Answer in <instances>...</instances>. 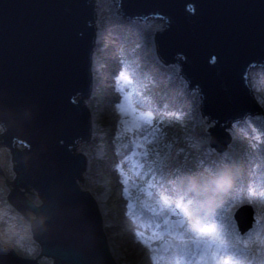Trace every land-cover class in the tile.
Listing matches in <instances>:
<instances>
[{
    "label": "water",
    "instance_id": "1",
    "mask_svg": "<svg viewBox=\"0 0 264 264\" xmlns=\"http://www.w3.org/2000/svg\"><path fill=\"white\" fill-rule=\"evenodd\" d=\"M94 1L0 0V149L11 152L16 173L7 199L26 218L29 212L35 215L33 237L40 256L52 264H117L98 205L79 185L86 157L75 151L91 132L83 99L91 88ZM116 4L128 21L166 20L156 32L157 53L166 64L179 63L189 89H198L202 112L215 123L208 129L210 145L224 151L231 139L228 126L263 111L251 93L248 72L264 67V0ZM31 190L40 204L29 197ZM145 206L153 214L162 209ZM235 218L244 232L252 225V210L242 206ZM170 219L184 224L178 206ZM170 243L167 238L161 249L168 250ZM0 264L39 262L0 243Z\"/></svg>",
    "mask_w": 264,
    "mask_h": 264
},
{
    "label": "rangeland",
    "instance_id": "2",
    "mask_svg": "<svg viewBox=\"0 0 264 264\" xmlns=\"http://www.w3.org/2000/svg\"><path fill=\"white\" fill-rule=\"evenodd\" d=\"M96 4L102 38L84 101L91 132L77 146L86 157L79 185L98 205L115 262L264 264V67L250 76L263 111L229 130L230 143L218 152L210 145L208 129L215 123L203 114L201 95L188 88L178 63L162 65L155 57L162 22L125 24L110 0ZM0 165L6 174L0 175V243L35 259L40 247L30 220L7 201L5 179L12 180L14 171L6 148L0 149ZM224 170L231 184L217 188L211 178ZM145 204L162 209L153 214ZM243 205L253 214L246 233L234 219ZM177 206L183 226L170 220ZM165 238L171 243L162 251ZM236 254L241 258H230Z\"/></svg>",
    "mask_w": 264,
    "mask_h": 264
},
{
    "label": "bare ground",
    "instance_id": "3",
    "mask_svg": "<svg viewBox=\"0 0 264 264\" xmlns=\"http://www.w3.org/2000/svg\"><path fill=\"white\" fill-rule=\"evenodd\" d=\"M95 2V1H94ZM96 5V7H98V5L97 4H95ZM96 18H95V20L93 21V23H95L94 24V26L96 27V31H97V35H96V44H97V42H99V40L102 38L101 36H102V34L100 33V31H99V29H98V27H97V22H98V20H99V14L97 13V9H96ZM118 18V20H121V21H119V22H124L123 20H125L126 21V18L124 17V16H119V17H117ZM163 19V18H162ZM117 20V21H118ZM164 21H165V24H167V22H166V20L165 19H163ZM117 21L115 22V21H113V24L115 25L116 23H117ZM148 21V20H147ZM147 21H145V20H132V23L134 24V23H142L143 25H147V23H149V22H147ZM147 22V23H146ZM151 22H153V21H151ZM150 22V23H151ZM153 25V24H152ZM149 26H151L150 24H149ZM105 34V33H104ZM156 39V38H155ZM95 50H96V47H95V49H93V52H92V56H91V66H90V74L92 73V68H93V59H94V57H95ZM257 70V69H259V66H254V67H252L250 70H249V72H248V85H249V87L250 88H252V84H253V79L250 81V76L252 75V72L254 71V70ZM79 98H81V96L80 97H78V99ZM87 99H89V96H87L86 98H84L83 100L85 101H87ZM83 101V102H84ZM111 104V103H110ZM254 116H252L251 118H253ZM248 117H246L245 119H243V120H239V121H235V122H232L231 123V126H228V128H227V131H231L233 128H234V126L235 125H237V124H239V123H244L245 122V120L247 119ZM81 143V141L80 142H78V144H77V146L79 145ZM77 146H76V148H75V151L77 152ZM78 153V152H77ZM32 191V190H31ZM30 193H32V192H29V194ZM212 221H215V220H212ZM241 251V250H240ZM240 251L238 252V253H240ZM229 256V254H227V257ZM224 258H225V256H223ZM231 259H233V260H238V259H240L241 257L240 256H237V254L235 255V256H233V257H230Z\"/></svg>",
    "mask_w": 264,
    "mask_h": 264
},
{
    "label": "clouds",
    "instance_id": "4",
    "mask_svg": "<svg viewBox=\"0 0 264 264\" xmlns=\"http://www.w3.org/2000/svg\"><path fill=\"white\" fill-rule=\"evenodd\" d=\"M232 178L227 170L221 171L219 174L211 178V183L217 188H224L231 184Z\"/></svg>",
    "mask_w": 264,
    "mask_h": 264
},
{
    "label": "built area",
    "instance_id": "5",
    "mask_svg": "<svg viewBox=\"0 0 264 264\" xmlns=\"http://www.w3.org/2000/svg\"><path fill=\"white\" fill-rule=\"evenodd\" d=\"M96 1L97 0H95V4H96ZM118 0H110V2H112L113 3V5L114 6H117V4H116V2H117ZM151 21H153V22H151ZM156 21H160V22H162V25L164 26V27H166V25H165V21L162 19V18H160V17H158V18H151V19H149L147 22H151V25L153 24V23H155ZM96 33H97V31H96ZM97 35V34H96ZM95 43H96V39H95ZM0 130H1V126H0ZM18 147L19 148H22L23 146L21 145V144H18ZM12 168H13V171H14V163H13V166H12ZM14 174H15V171H14ZM37 197H39L38 196V193H34Z\"/></svg>",
    "mask_w": 264,
    "mask_h": 264
},
{
    "label": "trees",
    "instance_id": "6",
    "mask_svg": "<svg viewBox=\"0 0 264 264\" xmlns=\"http://www.w3.org/2000/svg\"><path fill=\"white\" fill-rule=\"evenodd\" d=\"M6 183L8 184L9 183V180ZM35 259L39 262V264H47V263H44V262H41L40 261V260H43L44 259V257H41L40 256V253H38V255H37V257ZM51 263H53V260H51Z\"/></svg>",
    "mask_w": 264,
    "mask_h": 264
},
{
    "label": "flooded vegetation",
    "instance_id": "7",
    "mask_svg": "<svg viewBox=\"0 0 264 264\" xmlns=\"http://www.w3.org/2000/svg\"><path fill=\"white\" fill-rule=\"evenodd\" d=\"M8 188L10 189V187L8 186Z\"/></svg>",
    "mask_w": 264,
    "mask_h": 264
}]
</instances>
